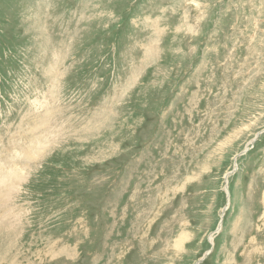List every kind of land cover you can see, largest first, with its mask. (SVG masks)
Listing matches in <instances>:
<instances>
[{
    "label": "rangeland",
    "instance_id": "1",
    "mask_svg": "<svg viewBox=\"0 0 264 264\" xmlns=\"http://www.w3.org/2000/svg\"><path fill=\"white\" fill-rule=\"evenodd\" d=\"M0 173V264H264V0H0Z\"/></svg>",
    "mask_w": 264,
    "mask_h": 264
},
{
    "label": "bare ground",
    "instance_id": "2",
    "mask_svg": "<svg viewBox=\"0 0 264 264\" xmlns=\"http://www.w3.org/2000/svg\"><path fill=\"white\" fill-rule=\"evenodd\" d=\"M259 135V134H258ZM258 135L255 137V139L253 140V142L256 140V138L258 137ZM35 144V143H34ZM15 173V172H14ZM227 177V176H226ZM2 178H3V175H2V173H0V181L2 180ZM16 178V177H15ZM226 188H227V186H226ZM8 225V224H7ZM211 242L213 241V237L211 236ZM198 264V263H197Z\"/></svg>",
    "mask_w": 264,
    "mask_h": 264
}]
</instances>
